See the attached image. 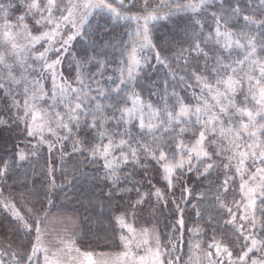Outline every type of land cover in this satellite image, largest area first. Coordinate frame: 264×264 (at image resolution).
I'll return each mask as SVG.
<instances>
[{
    "label": "snow or ice",
    "instance_id": "1",
    "mask_svg": "<svg viewBox=\"0 0 264 264\" xmlns=\"http://www.w3.org/2000/svg\"><path fill=\"white\" fill-rule=\"evenodd\" d=\"M101 18L123 23L128 42L97 43ZM177 19L182 41H158V26ZM157 65L168 78L153 82V102L141 83ZM0 114L24 142L0 159V264H70L73 252L79 264H185L188 232L187 264H264V0H0ZM55 154L61 169L78 154L110 182L98 209L119 213L114 258L53 234L64 187ZM222 220L230 228L217 239ZM203 224L214 229L204 245Z\"/></svg>",
    "mask_w": 264,
    "mask_h": 264
},
{
    "label": "trees",
    "instance_id": "2",
    "mask_svg": "<svg viewBox=\"0 0 264 264\" xmlns=\"http://www.w3.org/2000/svg\"><path fill=\"white\" fill-rule=\"evenodd\" d=\"M240 3L243 7H248V0H240ZM20 13H13V18ZM186 20L177 19L174 23L170 22H162L157 29V40L160 42L168 41L169 43L182 41L184 36V27ZM211 21L209 20V24ZM243 21L239 22V25H235L233 27V31L236 30L237 27L242 26ZM100 29H96V25H93V35L96 39L97 43L101 42H114L117 45H124L128 42V31L123 23H116L115 21L109 20L107 18L100 19ZM107 28V31L104 29ZM92 37L88 40H80L76 44L77 49H81L83 47H87ZM168 53L171 56L173 53L172 48H168ZM116 55H119L117 52ZM111 58V57H110ZM181 63L182 62H178ZM211 63V61H209ZM200 67H203V61L200 62ZM180 71V69H176ZM181 74H183L181 72ZM168 78L167 69L162 66L157 65L152 71L148 72L145 77L142 79L141 87L144 89L143 95L145 98H150L153 102H159L157 96L151 95L150 91L153 86V82L159 83L160 81ZM180 87H183L182 85ZM179 90V88H178ZM193 89H188L186 92H182V95H187L189 99H191V93ZM195 91H199V89H195ZM3 114H0L2 116ZM6 118V117H3ZM19 133L15 129L4 130L0 128V159L10 160L12 159L13 152L16 150L15 146L20 145L23 147V141L18 139ZM32 143H35V140H32ZM68 151L71 152V144H68ZM46 155V147L41 152L40 158L37 163L34 165L36 167H42L44 165V157ZM56 155L57 161V177L58 183H63L64 187L60 188L56 191V194L52 197L54 200V207L52 209V214L54 217L59 218L60 216H70L68 220V225H75L78 229V236L75 240L76 245L84 252H92L96 253H116L122 250V248H116L112 246L107 237L111 236V229L113 227V217L114 215H118L119 213H109L107 208L101 214L98 209V204L101 201H104L105 204L107 202V192L110 190V182H104L101 180L93 179L92 177L102 175L100 171L99 165H91L89 164L83 157L77 159L78 154L67 155L65 157V163L63 169L60 166V158L58 154ZM33 160L36 161L37 158L33 157ZM61 171H63V176H61ZM81 173H88L87 177L81 176ZM153 176L155 174L153 173ZM39 179V176L36 177ZM137 179H141V177H137ZM158 178L153 179V183H157ZM239 177L237 176V181ZM35 182V181H33ZM143 182V181H142ZM9 186L11 188L17 187V185L13 184L12 181H9ZM163 181L159 180V184H162ZM157 184V186H159ZM148 185L145 184L144 187ZM189 187L197 188L200 187L201 190L203 188L208 187L207 184L199 185L195 180L189 181ZM7 191L5 195H7ZM134 195V193H133ZM199 195V193H197ZM192 203H196L193 199ZM114 206L115 202H114ZM189 210L190 206H189ZM145 219L148 218V214H144ZM194 215L190 217V221L188 227L191 228L194 226L196 220ZM131 222V221H130ZM141 227H151L149 224H145L143 221L138 222ZM166 221L163 217H160L159 228L164 229ZM205 228V233L201 234L199 237L201 244L204 245L206 243L211 242V236L214 229L208 228L207 224L197 225ZM218 227L220 229L217 232V239H222L223 231L225 229L230 228V225L225 224L222 220L219 225L214 226V228ZM14 237V233H9ZM192 235L191 232H188L186 235V242L182 246L180 255L182 259L187 264L189 260L188 256V245L187 238ZM0 243H6L5 230L3 227H0ZM19 241L16 242L13 246L16 247ZM19 250V249H18ZM197 250H194L195 254ZM7 257V256H6ZM8 258V257H7Z\"/></svg>",
    "mask_w": 264,
    "mask_h": 264
},
{
    "label": "rangeland",
    "instance_id": "3",
    "mask_svg": "<svg viewBox=\"0 0 264 264\" xmlns=\"http://www.w3.org/2000/svg\"><path fill=\"white\" fill-rule=\"evenodd\" d=\"M70 216H60L59 218H57V220H55L52 225H51V230L53 232L54 235L56 236H60V237H64L66 240H75L78 236V228L73 224L71 226H67L68 225V220H69ZM75 247L79 248L75 241H74ZM80 249V248H79ZM123 250V249H122ZM122 250H120L119 252H121ZM106 253L109 257L114 258L116 256L117 253ZM141 254H143V249L140 250ZM80 253H84V251H82L80 249ZM198 253V252H197ZM100 253H96L93 254V258L95 259L96 256H98ZM70 264H79V260L83 259L82 256H80L78 253H71L68 257H66ZM5 259H7V257H5Z\"/></svg>",
    "mask_w": 264,
    "mask_h": 264
}]
</instances>
